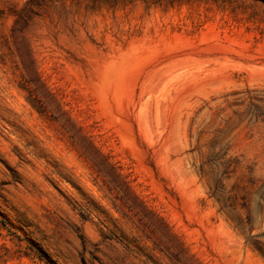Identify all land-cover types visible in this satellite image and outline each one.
<instances>
[{"label": "rangeland", "instance_id": "rangeland-1", "mask_svg": "<svg viewBox=\"0 0 264 264\" xmlns=\"http://www.w3.org/2000/svg\"><path fill=\"white\" fill-rule=\"evenodd\" d=\"M0 10V264H264V0Z\"/></svg>", "mask_w": 264, "mask_h": 264}, {"label": "trees", "instance_id": "trees-1", "mask_svg": "<svg viewBox=\"0 0 264 264\" xmlns=\"http://www.w3.org/2000/svg\"><path fill=\"white\" fill-rule=\"evenodd\" d=\"M2 13H3V12L0 10V20H1L2 17H3V16H2Z\"/></svg>", "mask_w": 264, "mask_h": 264}]
</instances>
